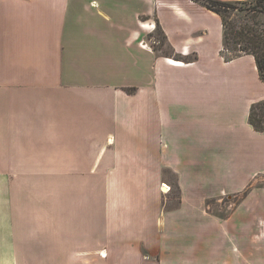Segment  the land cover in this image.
<instances>
[{"label":"crops","instance_id":"0c3cea01","mask_svg":"<svg viewBox=\"0 0 264 264\" xmlns=\"http://www.w3.org/2000/svg\"><path fill=\"white\" fill-rule=\"evenodd\" d=\"M222 44L192 0H0V264H218L203 202L264 173Z\"/></svg>","mask_w":264,"mask_h":264},{"label":"rangeland","instance_id":"374dc122","mask_svg":"<svg viewBox=\"0 0 264 264\" xmlns=\"http://www.w3.org/2000/svg\"><path fill=\"white\" fill-rule=\"evenodd\" d=\"M258 1L261 4L254 7L256 12L248 16V23L264 30V11L260 10L264 0ZM249 3L250 6L257 4L256 0ZM228 17L235 22L243 21V15L237 12L229 13ZM154 37L162 42L160 31ZM164 186L167 185L159 190L176 195L175 186H167L166 190ZM202 206L204 217H208L203 220V233H189V241L200 243L201 236L203 242L210 243L209 254L218 257V264H264V173L254 175L235 191L203 202ZM191 236L198 238L192 240Z\"/></svg>","mask_w":264,"mask_h":264},{"label":"trees","instance_id":"16d2710c","mask_svg":"<svg viewBox=\"0 0 264 264\" xmlns=\"http://www.w3.org/2000/svg\"><path fill=\"white\" fill-rule=\"evenodd\" d=\"M215 12L221 18L223 28V44L221 57L228 61L243 54L254 57L260 78L264 81V30L257 29L248 23V16L256 12L255 6H250L249 0H192ZM245 6V7H243ZM261 11H264L262 5ZM237 12L243 15L242 22H235L228 17L229 13ZM253 12V13H252ZM249 123L257 131H264V100L251 104L248 115Z\"/></svg>","mask_w":264,"mask_h":264}]
</instances>
